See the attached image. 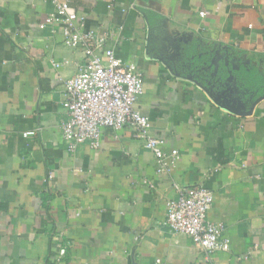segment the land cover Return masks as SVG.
<instances>
[{"label": "crops", "instance_id": "1", "mask_svg": "<svg viewBox=\"0 0 264 264\" xmlns=\"http://www.w3.org/2000/svg\"><path fill=\"white\" fill-rule=\"evenodd\" d=\"M67 1L114 34L104 49L143 74L136 108L181 158L158 173L128 129L69 153L64 85L83 52L40 28L50 0H0V264H206L163 226L174 184L213 192L231 241L217 264H264V0Z\"/></svg>", "mask_w": 264, "mask_h": 264}, {"label": "built area", "instance_id": "2", "mask_svg": "<svg viewBox=\"0 0 264 264\" xmlns=\"http://www.w3.org/2000/svg\"><path fill=\"white\" fill-rule=\"evenodd\" d=\"M50 2L53 12L40 28L59 26L65 46L80 49L84 55L77 74L64 85L63 108L67 118L60 125L67 151L74 153L81 145L99 150L106 129L114 132L128 129L153 154L157 172L169 171L181 156L168 152L167 140L152 134L151 121L136 108L144 94L143 74L135 65L119 59L114 51L104 49L113 33L102 36L88 29L86 17L67 0ZM174 190L176 197L167 202L163 226L173 234L189 237L201 249L206 264H217V253H229L231 241L225 234L226 226L209 219L214 204L213 192L202 186L183 188L178 184H174ZM58 254L63 257L66 247H61Z\"/></svg>", "mask_w": 264, "mask_h": 264}]
</instances>
